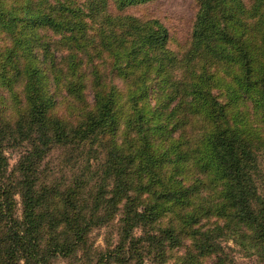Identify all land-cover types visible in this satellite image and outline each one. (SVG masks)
I'll return each mask as SVG.
<instances>
[{"label": "trees", "instance_id": "trees-1", "mask_svg": "<svg viewBox=\"0 0 264 264\" xmlns=\"http://www.w3.org/2000/svg\"><path fill=\"white\" fill-rule=\"evenodd\" d=\"M146 1L0 0V264H264V0Z\"/></svg>", "mask_w": 264, "mask_h": 264}, {"label": "rangeland", "instance_id": "rangeland-1", "mask_svg": "<svg viewBox=\"0 0 264 264\" xmlns=\"http://www.w3.org/2000/svg\"><path fill=\"white\" fill-rule=\"evenodd\" d=\"M245 3L249 4L251 0H244ZM113 6V4H112ZM112 10L118 11L116 7H112ZM198 4L197 0H149L146 2L133 4L125 7L123 10L118 12L122 14L134 15L141 19H159L169 31L168 46L177 52H182L190 41L192 25L195 20ZM119 83H122L118 80ZM240 110H243L240 107ZM22 147L11 146L6 150L8 160L10 162L9 171L14 173L16 171V164L21 156ZM49 164L50 172L61 167L59 164V153L57 150H52L46 159ZM53 174L58 175L56 172ZM52 178V175H51ZM260 186L264 193V182H260ZM18 208L21 213L22 207L18 202ZM114 237L109 227L96 228L92 232V238L95 245L105 246L107 238ZM234 248L232 254H234L236 264H252V260L249 257H243L241 254V248L230 243ZM51 264H69L66 258L58 257L54 259Z\"/></svg>", "mask_w": 264, "mask_h": 264}]
</instances>
